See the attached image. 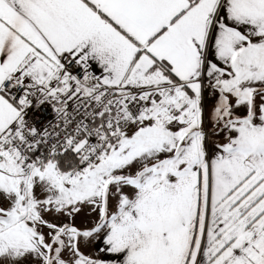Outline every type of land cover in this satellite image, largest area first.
<instances>
[{"label": "snow or ice", "instance_id": "snow-or-ice-1", "mask_svg": "<svg viewBox=\"0 0 264 264\" xmlns=\"http://www.w3.org/2000/svg\"><path fill=\"white\" fill-rule=\"evenodd\" d=\"M0 264H264V0H0Z\"/></svg>", "mask_w": 264, "mask_h": 264}]
</instances>
